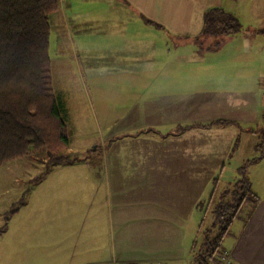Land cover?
Masks as SVG:
<instances>
[{"label": "crops", "instance_id": "crops-1", "mask_svg": "<svg viewBox=\"0 0 264 264\" xmlns=\"http://www.w3.org/2000/svg\"><path fill=\"white\" fill-rule=\"evenodd\" d=\"M76 1L81 11L71 9ZM60 5L80 58L91 65L87 73L122 91L117 104L126 118L110 123L90 157L52 164L49 175L55 178L34 193L30 210H15V221L0 230V239L9 242L0 246V264L8 256L11 264L29 259L34 264H196L200 201L188 186L201 177L215 181L220 162L213 150L201 155L200 137L235 123L227 117L238 96L231 98L226 89L233 77L247 72L226 60L210 64L162 56L168 47L160 44L163 34L186 37L182 48L191 33L201 36L203 16L191 30V0H60ZM204 38L203 46L215 43ZM207 103L219 110L200 116ZM230 132L227 150L237 136ZM195 134L198 140L186 141ZM184 155L190 163L181 165ZM181 181L190 183L181 188ZM239 221L220 249L232 264H264V199Z\"/></svg>", "mask_w": 264, "mask_h": 264}, {"label": "rangeland", "instance_id": "rangeland-1", "mask_svg": "<svg viewBox=\"0 0 264 264\" xmlns=\"http://www.w3.org/2000/svg\"><path fill=\"white\" fill-rule=\"evenodd\" d=\"M191 3L194 9L191 30L194 32L197 29V20L202 16L204 18L205 13L214 8L222 9L233 17V24L237 26V32L224 37L222 42H219V46L213 43L203 46L205 38L191 33L188 46H186L189 48V52L186 47L182 48L181 46L183 45L181 42L186 37L169 33L166 39L163 34L159 39L160 44L165 46L168 43V47L167 50H164L165 47H163L162 56L167 55L171 60L183 62L199 60L210 64L226 60L227 63L230 61L239 65V71L244 68L241 71L247 72L245 77H233V81L226 89V94L230 93V97L238 96L236 99L233 96L232 110L227 117V119L235 121L232 124L233 127L231 126L224 132L205 134L200 137L201 155H205V151L213 150L215 158L220 161L216 165V180L203 181L201 177L200 181L188 186L190 190L197 191L199 195L200 217L198 223L202 226L195 239L197 245L201 242L206 244V247L202 249L204 251L217 236L224 233L222 232V221L216 225L218 220L213 214L221 194L224 195V202L230 201L229 204H237L241 198L238 193L244 190L247 181L249 189L246 193H249L250 197L254 195L256 198L264 199V0H191ZM82 7L83 5H80V1H78L71 9L81 11ZM68 9L69 7L65 11ZM62 11L60 5L59 10L50 17L48 54L53 91L65 103L66 107L63 120L66 124L70 145L68 148L58 151L56 156L64 159L78 156L80 158L90 157L96 152L94 146L101 141L104 130L112 128L109 127L110 123H115L117 118H126L123 117L126 112L117 104V99L122 91L115 92L116 87L104 85L97 77L89 76L87 72L91 65L83 63L84 60L80 58L78 45L73 41L74 37L67 29ZM152 28L157 29L154 26ZM93 74H95V70H93ZM204 86L208 85L204 84ZM240 100H244L245 103L242 104L239 102ZM215 110H219V108L217 106L213 108L210 103H207V106L200 109L198 113L200 116H206L205 114ZM210 117H215V115ZM228 131H231V136L232 134L237 135L231 145V150H227L230 138ZM192 138L198 140V135L189 136L186 141L193 142L188 140ZM232 138L234 137L232 136ZM192 145L195 144L192 143ZM87 148L92 150L87 151ZM203 160L202 156L199 157L200 162ZM253 160H256L255 164ZM179 163L186 165L190 162L184 155L179 159ZM52 164L47 158L45 150H40L0 166V230L15 221L16 217L11 219L15 210L21 209L23 206H28L24 213L30 210L33 199H35L34 193L45 190L50 180L55 178V175H49V168ZM205 168L206 170L213 169V167L207 166ZM189 183L190 181L178 182L181 188H186ZM250 197L243 202L242 209L235 213L236 219L233 224L228 225L230 227L225 226L229 237L238 226L239 220L246 217L248 211L252 210ZM226 209L230 208L226 207ZM226 218L225 214L221 219ZM197 229L198 227L195 233ZM228 236H225L222 241H218L219 247L226 246L225 240ZM206 238L209 243L204 241ZM3 241L9 244L8 241L0 239V246ZM29 244L30 241L25 242L23 248L28 250L26 246ZM12 247H8V253ZM47 253L50 251L48 250ZM6 264H11L10 256H8ZM27 264H34V261L29 259ZM207 264H214V262L208 259Z\"/></svg>", "mask_w": 264, "mask_h": 264}, {"label": "trees", "instance_id": "trees-1", "mask_svg": "<svg viewBox=\"0 0 264 264\" xmlns=\"http://www.w3.org/2000/svg\"><path fill=\"white\" fill-rule=\"evenodd\" d=\"M59 2L0 0V166L40 150H45L49 161L54 163L64 159L56 153L69 146L63 120L65 106L52 88L48 54L50 17L58 11ZM233 23V17L222 9H210L204 15L201 36L213 37L214 45L219 46L224 37L237 32ZM245 183L236 205L224 202L221 194L213 214L218 220L216 225L222 221L224 233L204 251L206 244L195 242L196 264H207L208 259L219 264L218 256L223 250L218 241H222L226 227L250 197L246 193L249 183ZM250 199L253 209L259 198L252 195ZM225 214L227 218L221 219ZM204 241L209 243L207 238Z\"/></svg>", "mask_w": 264, "mask_h": 264}, {"label": "built area", "instance_id": "built-area-1", "mask_svg": "<svg viewBox=\"0 0 264 264\" xmlns=\"http://www.w3.org/2000/svg\"><path fill=\"white\" fill-rule=\"evenodd\" d=\"M219 264H232L229 253L225 250L221 251L218 256Z\"/></svg>", "mask_w": 264, "mask_h": 264}]
</instances>
